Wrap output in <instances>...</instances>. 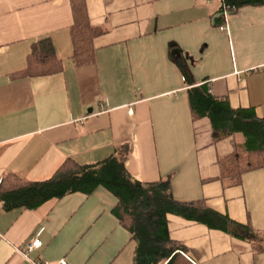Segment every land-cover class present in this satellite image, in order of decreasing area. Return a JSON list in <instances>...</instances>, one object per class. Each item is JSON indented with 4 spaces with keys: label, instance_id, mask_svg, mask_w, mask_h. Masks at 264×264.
<instances>
[{
    "label": "crops",
    "instance_id": "1",
    "mask_svg": "<svg viewBox=\"0 0 264 264\" xmlns=\"http://www.w3.org/2000/svg\"><path fill=\"white\" fill-rule=\"evenodd\" d=\"M83 1L104 33L93 40V62L75 66L70 0H0V182L44 183L66 162L95 166L116 156L131 181L169 179L174 201H201L229 223L213 230L167 215L169 237L190 264H264V168L238 186L221 180L219 160L235 138L216 140L189 92L205 87L264 118V6ZM43 39L59 69L25 75ZM116 204L103 187L35 209H6L0 199V264H136ZM32 240L40 247L25 254Z\"/></svg>",
    "mask_w": 264,
    "mask_h": 264
},
{
    "label": "trees",
    "instance_id": "2",
    "mask_svg": "<svg viewBox=\"0 0 264 264\" xmlns=\"http://www.w3.org/2000/svg\"><path fill=\"white\" fill-rule=\"evenodd\" d=\"M223 3L231 12L243 6H264V0H224ZM70 7L71 60L75 66L87 65L94 58L93 40L104 30L91 26L83 0H70ZM58 69L59 61L50 40L34 43L27 57L25 75L47 76ZM189 92L193 112L196 116L209 118L215 139L235 138L233 153L219 160L221 180L238 186L244 174L263 169L264 118L256 117L250 109H231L226 100L213 98L205 87ZM98 187L105 188L117 200L113 214L133 234L136 264H190L184 257L185 249L169 237L167 215L213 230L225 231L229 224L201 201H174L169 179L152 185L131 181L124 171L123 162L116 156L95 166L66 162L50 180L39 184H24L7 176L0 182V199L6 209H35L69 194H91Z\"/></svg>",
    "mask_w": 264,
    "mask_h": 264
},
{
    "label": "built area",
    "instance_id": "3",
    "mask_svg": "<svg viewBox=\"0 0 264 264\" xmlns=\"http://www.w3.org/2000/svg\"><path fill=\"white\" fill-rule=\"evenodd\" d=\"M40 247V243L39 241L37 240H32L26 247V251H25V254L26 253H29L31 251H34L36 249H38ZM30 264H46V263H37V262H30ZM60 264H64V262H61Z\"/></svg>",
    "mask_w": 264,
    "mask_h": 264
},
{
    "label": "rangeland",
    "instance_id": "4",
    "mask_svg": "<svg viewBox=\"0 0 264 264\" xmlns=\"http://www.w3.org/2000/svg\"><path fill=\"white\" fill-rule=\"evenodd\" d=\"M237 137H238V136H237ZM237 137H236V138H237Z\"/></svg>",
    "mask_w": 264,
    "mask_h": 264
}]
</instances>
